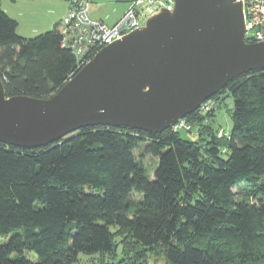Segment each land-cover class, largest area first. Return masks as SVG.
<instances>
[{
  "label": "trees",
  "instance_id": "16d2710c",
  "mask_svg": "<svg viewBox=\"0 0 264 264\" xmlns=\"http://www.w3.org/2000/svg\"><path fill=\"white\" fill-rule=\"evenodd\" d=\"M58 25L22 37L0 7L6 97L49 98L78 72ZM226 93V136L196 110L189 129L93 126L39 148L0 143V264H74L118 243L133 264H264V70L210 100Z\"/></svg>",
  "mask_w": 264,
  "mask_h": 264
},
{
  "label": "water",
  "instance_id": "95a60500",
  "mask_svg": "<svg viewBox=\"0 0 264 264\" xmlns=\"http://www.w3.org/2000/svg\"><path fill=\"white\" fill-rule=\"evenodd\" d=\"M255 70L264 42H245L240 0H173L49 98L6 97L0 79V143L39 148L93 126L160 133Z\"/></svg>",
  "mask_w": 264,
  "mask_h": 264
},
{
  "label": "built area",
  "instance_id": "2783aa9c",
  "mask_svg": "<svg viewBox=\"0 0 264 264\" xmlns=\"http://www.w3.org/2000/svg\"><path fill=\"white\" fill-rule=\"evenodd\" d=\"M240 1L245 42H264V0ZM172 7L173 0H132L122 16L113 25H107L90 17V0H69L68 11L58 25L61 48L75 56L80 69L101 48L143 26V22L160 9L171 10ZM205 107L202 105L199 110L203 112ZM171 128L174 131L189 129V125L181 119Z\"/></svg>",
  "mask_w": 264,
  "mask_h": 264
},
{
  "label": "rangeland",
  "instance_id": "374dc122",
  "mask_svg": "<svg viewBox=\"0 0 264 264\" xmlns=\"http://www.w3.org/2000/svg\"><path fill=\"white\" fill-rule=\"evenodd\" d=\"M53 2V0H49ZM99 10L103 15L115 16L116 13L128 5L126 0H97ZM96 1V2H97ZM129 1V0H128ZM43 0H0L1 8L6 14L14 18L18 22L17 32L27 38L37 36L41 33L49 31L53 23V15L49 13L51 9L50 4ZM127 6V7H128ZM33 8V10H30ZM127 9V8H126ZM126 11V10H125ZM124 11V12H125ZM122 16V15H121ZM107 17V16H105ZM93 19V18H92ZM96 20V19H94ZM145 22V21H144ZM143 22V24H144ZM48 29V30H47ZM206 106L204 111H200L201 106ZM196 110H199L201 116H205L203 125H209L214 129L218 136H226L231 129V112L233 108V100L228 93L219 95L217 99H208L200 105ZM195 112V111H194ZM209 113V115H208ZM212 114V115H211ZM180 136L187 140H193L194 136L181 130ZM143 165L149 170H152L155 165V159L151 156H146L143 160ZM150 177L153 178V173L150 172ZM119 240L116 238V241ZM148 264L154 263V258L148 256ZM161 263V262H160ZM74 264H133L126 255L122 252L121 244L118 243L113 255H100V254H78L77 261Z\"/></svg>",
  "mask_w": 264,
  "mask_h": 264
},
{
  "label": "crops",
  "instance_id": "0c3cea01",
  "mask_svg": "<svg viewBox=\"0 0 264 264\" xmlns=\"http://www.w3.org/2000/svg\"><path fill=\"white\" fill-rule=\"evenodd\" d=\"M43 1H45L47 3H51L50 4L51 9H49V13L53 15L52 18L54 21H51V22H55V23H53V26H54L56 23H59L63 19V17L66 15V13L68 11L69 0H53V2H51L49 0H43ZM96 1L97 0H90L89 15L91 18L96 19V20H100L107 25H113L121 17V15L124 13V11L126 10V8L128 6V5L124 6L121 9V11L116 13L115 16H110V15L108 16V15H103L102 11L99 10V8H98L99 7V5L97 4L98 1L97 2ZM45 2L43 4H45ZM125 2H126V4H128L130 2V0L129 1L126 0V1H124V3ZM0 7H1V4H0ZM30 10H33V8L29 9V11ZM3 12H4V10H3ZM105 16H107V17H105ZM10 18H12V17H10ZM12 19H14V18H12ZM15 21H16L17 26H18L17 20H15ZM16 32H17V27H16ZM17 34H18V32H17ZM18 35H20L22 37H26V36L21 35V34H18Z\"/></svg>",
  "mask_w": 264,
  "mask_h": 264
}]
</instances>
